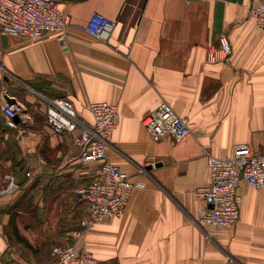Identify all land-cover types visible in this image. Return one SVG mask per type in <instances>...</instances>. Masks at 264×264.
I'll list each match as a JSON object with an SVG mask.
<instances>
[{"label":"crops","instance_id":"obj_1","mask_svg":"<svg viewBox=\"0 0 264 264\" xmlns=\"http://www.w3.org/2000/svg\"><path fill=\"white\" fill-rule=\"evenodd\" d=\"M57 1L69 14L66 44L2 39L0 187L12 173L20 189L0 195V264H53L54 248L70 244L98 264H264V187L244 185L234 228L209 237L192 219L205 205L195 190L209 182L208 152L227 157L239 142L264 152V32L248 17L253 0ZM95 11L118 22L111 44L86 30ZM222 35L231 51L211 62ZM4 89L24 105L17 127L6 124ZM45 98H69L87 123L91 102L116 103L107 157L145 183L123 215L80 238L88 204L77 189L101 164L81 162L78 131L48 125ZM162 99L189 121L181 140H155L143 124Z\"/></svg>","mask_w":264,"mask_h":264},{"label":"built area","instance_id":"obj_2","mask_svg":"<svg viewBox=\"0 0 264 264\" xmlns=\"http://www.w3.org/2000/svg\"><path fill=\"white\" fill-rule=\"evenodd\" d=\"M248 17L257 28L264 32V0H253ZM68 12L57 0H0V55L3 36H19L28 42L55 35L66 44L68 42ZM118 22L99 11L90 16L86 30L95 39L111 44ZM118 49V46H115ZM230 46L226 36L220 38L219 47H211L208 60L215 62L227 57ZM8 95L3 90V97ZM48 125L56 132L78 131L75 141L81 149L80 160L89 164L100 162V171L89 183L80 186L77 193L87 202L88 212L81 220V228L74 232L76 238L109 218L123 215L136 187L145 185L143 181H133L122 167L110 161L107 148L121 119L116 103L95 101L89 104L93 122H85L69 98H45ZM6 124L17 127L16 116L24 113V105L14 100L2 104ZM24 122L26 120H23ZM143 124L155 140L172 136L181 140L191 133L189 121L181 116L166 99L147 113ZM209 182L195 190V196L204 202L193 221L212 237L228 228H234L241 215L244 185L252 188L264 187V152L255 151L245 142L233 146L232 155L216 156L208 152ZM141 170L146 172L145 166ZM30 175V172L27 173ZM20 184L14 174L7 173L0 187V195L17 192ZM53 264H98L95 255L74 244L54 248Z\"/></svg>","mask_w":264,"mask_h":264},{"label":"water","instance_id":"obj_3","mask_svg":"<svg viewBox=\"0 0 264 264\" xmlns=\"http://www.w3.org/2000/svg\"><path fill=\"white\" fill-rule=\"evenodd\" d=\"M5 38H7V36H3V37H2L3 40H4ZM8 100H9L10 102H12V101L15 100V98H8ZM17 117H18V116H16V119H17Z\"/></svg>","mask_w":264,"mask_h":264}]
</instances>
